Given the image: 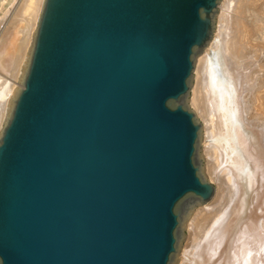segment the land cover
I'll list each match as a JSON object with an SVG mask.
<instances>
[{"label": "water", "instance_id": "water-1", "mask_svg": "<svg viewBox=\"0 0 264 264\" xmlns=\"http://www.w3.org/2000/svg\"><path fill=\"white\" fill-rule=\"evenodd\" d=\"M222 0H43L0 128V264H177L215 187L190 106Z\"/></svg>", "mask_w": 264, "mask_h": 264}, {"label": "bare ground", "instance_id": "bare-ground-1", "mask_svg": "<svg viewBox=\"0 0 264 264\" xmlns=\"http://www.w3.org/2000/svg\"><path fill=\"white\" fill-rule=\"evenodd\" d=\"M42 2L0 0V128ZM221 2L217 29L196 61L190 105L202 121L204 156L228 173L205 165L219 188L193 213L177 264H264V0ZM235 22L232 39L226 33Z\"/></svg>", "mask_w": 264, "mask_h": 264}, {"label": "rangeland", "instance_id": "rangeland-1", "mask_svg": "<svg viewBox=\"0 0 264 264\" xmlns=\"http://www.w3.org/2000/svg\"><path fill=\"white\" fill-rule=\"evenodd\" d=\"M222 3V2H221ZM221 4H219V6H218V11H219V14H220V6ZM219 14L217 15V16H219ZM218 18V17H217ZM218 22V19H217V21H216V23ZM232 25H231V28L229 27V25L230 24H228V30L229 31H227L228 33H226L227 34V37H230L231 36V38L232 39H236L238 36H239V32H238V30L236 29L237 28V23L235 22V24L234 23H231ZM216 29H217V24H216ZM215 29V30H216ZM236 29V30H235ZM230 39V38H229ZM19 76V75H18ZM18 76H17V78H18ZM17 78L16 79H12V81H15V82H17ZM195 79V78H194ZM194 79H193V83L195 82L194 81ZM18 85V84H17ZM191 90H192V88H191ZM192 92V91H191ZM191 92H190V98H191ZM245 92L243 91V93H242V95H241V97H240V99H241V104H243L244 103V98H243V96H245V94H244ZM244 94V95H243ZM244 100H243V99ZM191 106V105H190ZM241 106H243V107H241V109L244 111V108H245V106L244 105H241ZM191 108L195 111V109L191 106ZM196 112V111H195ZM244 113V112H243ZM245 114V113H244ZM246 115V114H245ZM198 117V119H199V121L200 122H202L201 120H200V118H199V116H197ZM249 127H251V128H253L254 127V125L253 124H251V125H249ZM259 128H261V127H259ZM264 130V129H263ZM262 129L260 130L259 129V133H260V138H261V141L263 140V142H264V131H263ZM262 131V132H261ZM203 133H204V131H203ZM203 140H204V136H203ZM206 144H207V142H206ZM201 149L203 150L204 149V143L202 144V147H201ZM202 153H203V151H202ZM204 155V154H203ZM207 156V154L204 156V157H206ZM208 157V156H207ZM210 160V158L208 157V158H206V163H205V165L209 162V160ZM210 163V162H209ZM210 165H211V167L212 168H214V169H216V168H219V171H220V174H221V172H223V174L225 175V174H227L228 173V169H227V167L225 166V165H223V163H222V161L221 160H219V159H214V160H212V164L210 163ZM206 175H208L207 174V172H206ZM210 183L215 187V192H216V190L219 188L218 187V183H217V181L213 178V180L212 181H210ZM218 187V188H217ZM214 197V196H213ZM211 200H213V199H211ZM210 203V202H209ZM209 203H207V204H205V205H203V207L205 208V206L206 205H208ZM202 206L201 207H199V208H203ZM198 208V209H199ZM263 216H264V214H263ZM264 218V217H263ZM188 234V231L186 230V235Z\"/></svg>", "mask_w": 264, "mask_h": 264}]
</instances>
